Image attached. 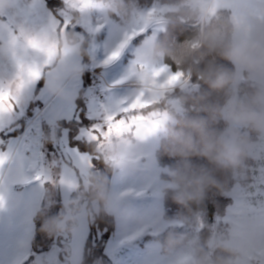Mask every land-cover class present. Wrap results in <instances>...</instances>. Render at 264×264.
I'll use <instances>...</instances> for the list:
<instances>
[{
    "label": "clouds",
    "instance_id": "9594fccd",
    "mask_svg": "<svg viewBox=\"0 0 264 264\" xmlns=\"http://www.w3.org/2000/svg\"><path fill=\"white\" fill-rule=\"evenodd\" d=\"M232 2L219 0L215 15L210 12L213 0H174L157 6L164 9L162 31L190 24L191 34L179 43L161 41L152 35L135 50L137 65L153 68L171 61L185 74L190 73L191 78L202 81L210 91L222 93L223 102L206 103V95L196 96L195 87L178 85V95L160 96L155 105L167 114L154 134L146 137L131 132L112 136L102 142V147L96 142L90 144L92 155L98 156L106 169L125 176L139 174L155 186L161 198L171 193L174 202L184 208L202 203L212 188L224 196H232L233 188H229L227 177L247 180L251 171L249 161L258 165V179L264 180V168H261L264 166V21L254 22L250 30H242L230 17L220 14ZM7 6L8 0H0V7ZM63 11L72 23L82 25L89 36L50 27V42L58 51L43 78L50 94L70 102L73 96L65 90V81L81 76L86 70L80 58L88 56L95 62L89 50L91 38L97 33L90 24L91 14L99 13L103 23L113 15L119 16L131 26L139 12L135 0H92L91 6L84 10L69 2L64 4ZM29 35L27 30L18 34L17 51L26 48ZM13 51L5 30L4 38L0 39V60H13ZM218 59L231 67L217 63ZM125 77L135 86V92L149 87L138 67H131ZM17 96L19 103L25 102V90ZM192 112H203L206 116H192ZM221 121L222 130L212 127ZM177 125L181 126L180 131H176ZM150 139L154 141L151 147ZM44 142L53 143L54 138L49 135ZM159 149L179 157V162L174 167H161ZM192 157L205 159L211 167L193 165ZM217 172L225 173L226 178L218 179ZM4 179L6 183H21L23 174L18 163L6 165ZM251 185L244 184L243 188L247 190ZM73 191L75 195L64 200L61 211L43 221L42 232L52 237L75 236L83 230L85 220L92 221L101 213L113 216L125 229L134 223L135 234L139 235L151 229L155 236L166 228L188 223L183 214L168 219L160 210H154L151 218L138 212L122 195L112 192L107 177L94 168L85 171L79 187ZM10 199L7 195L6 204ZM196 220L199 221L198 216ZM210 231L211 235L203 242L188 233L169 232L164 242L157 241L153 246L152 254L159 264H250L248 257L255 254L264 259V227L256 220L235 218L226 231L215 228ZM22 246L27 247V242ZM70 251L78 257L77 250Z\"/></svg>",
    "mask_w": 264,
    "mask_h": 264
},
{
    "label": "snow or ice",
    "instance_id": "6c2138e0",
    "mask_svg": "<svg viewBox=\"0 0 264 264\" xmlns=\"http://www.w3.org/2000/svg\"><path fill=\"white\" fill-rule=\"evenodd\" d=\"M69 2L80 10H84L91 6L92 0H63L64 4ZM40 3L41 0H31V3L25 8L20 6V0H8L7 8L0 7V17L7 15L6 9H15L9 22L0 20V39L4 38V31L6 30L14 48L13 61L17 69L11 79L4 80L0 78V132H3L6 127H10L13 124L20 106L17 94L39 81L44 75L45 69L50 68L53 58L57 54L56 45L50 42L49 28L60 27L61 31H66L74 26L66 13L61 11L62 24L50 16L48 27L42 29L39 33H34L27 29L25 24ZM218 9L219 0H213L210 9L211 14L215 15ZM223 9L229 10V17L233 23L245 31L250 30L254 22L264 21V0H233L231 5ZM163 11V8L153 7L147 12H140L129 29L124 31L123 38L111 50L103 63L109 64L117 60L129 43L138 36L143 35L149 28L153 29V36L155 31L162 30L160 25ZM16 17L21 19L20 23H16ZM102 27L103 24H98L93 30L99 32ZM25 30L30 32L31 35L26 40V48L17 51V36ZM29 50L34 51L43 59H29ZM132 67H138L144 73L145 79L149 84L148 89L135 92L132 96L116 101L111 105H100V111L94 115L98 122L90 127L80 128L75 139L83 140L87 144L96 142L98 146L102 147L103 141L108 140L112 136H123L125 133L136 132L142 133L146 137L151 136L159 128L161 118L167 114L166 111L155 108V105L159 103V97L173 92L178 85L189 86L191 82L190 73L185 74L178 67L173 69L169 64L146 68L144 65H137L133 61ZM123 80H126V77ZM123 80L117 81V83H122ZM19 114H23L22 109ZM64 115H70V108L68 112L54 108L44 115V119L51 127ZM90 118L92 117L90 116ZM42 135L43 131L38 118L30 124L28 130L18 141L5 146V142L0 139V256L11 250L10 233L12 224L11 221L5 224L2 216L6 207V196L9 195L14 185L5 182L4 172L6 165L19 164L23 174L22 184L37 181L41 188L45 184H59L70 192L79 187V179L83 177L87 169L94 167L93 161L99 159L98 156H93L90 152H81L79 148H69L65 130L61 137H57L55 142L61 145L63 156L59 161L61 171L58 177L54 178L51 168L56 166L57 162L53 161L52 164L45 165V156L41 151L43 145ZM261 168H264V166H261ZM28 171L34 172V175H26ZM254 171L258 173V175L253 177V183L250 187L254 191L245 190L239 184L233 187L232 197L235 203L228 209V215L223 218L224 222L230 223L235 218L248 217L256 220L261 227H264V180L258 179V168ZM130 191L121 195L126 196ZM139 194L137 193V195ZM254 198H256L255 204L252 202ZM39 200L40 196H36L31 198L26 204L27 216L24 226L27 234H30L32 229L31 209ZM200 226L203 227V224ZM138 235L134 234L129 239H133ZM27 257L28 253L25 252L18 259L22 264ZM248 259L250 264H264V259H262L260 254L251 255ZM40 262L41 258L38 257L37 264H40ZM0 264H4L2 259H0ZM150 264H159V260L155 257Z\"/></svg>",
    "mask_w": 264,
    "mask_h": 264
},
{
    "label": "trees",
    "instance_id": "16d2710c",
    "mask_svg": "<svg viewBox=\"0 0 264 264\" xmlns=\"http://www.w3.org/2000/svg\"><path fill=\"white\" fill-rule=\"evenodd\" d=\"M48 8L51 12L60 20V23H63V17L60 15V12L64 9L63 0H45ZM136 9H145L151 7L154 3H160L162 5L172 3L174 0H135ZM220 14L224 17L230 16V11L226 9H221ZM117 18V16L113 15ZM74 26L70 27L69 30H73L79 34L88 36V34L82 29L81 25H77L73 23ZM192 26L190 24L178 25L176 27H169L166 30L162 31L158 35V39L161 41H175L177 43L182 42L188 35L191 34ZM140 38H144L142 35ZM211 59V58H209ZM83 64L87 67L91 64L88 56L82 57ZM217 63L225 64L227 67H231L230 64L222 60H217ZM166 64L172 66L173 69L176 66L171 62L167 61ZM86 67V68H87ZM84 87L81 91V94L77 100V115L74 119L70 121H61L58 124V129L60 132L62 130L68 131L69 136V145L73 148H79L81 152H90L91 147L90 144H87L83 140H77L75 137L78 135V131L80 128L90 127L92 124L97 123L98 120L92 119L89 117L88 109H87V100L85 97V93L87 88L93 85L91 77L84 73ZM195 85V95H206V103H222L223 102V94L219 92H212L208 89L207 85H205L202 81H198L195 77L191 78V82L189 87H193ZM180 90L177 88L170 95H178ZM192 101H189V105ZM192 116H206V113H190ZM19 126L12 134H20L25 126L26 120L23 118L17 122ZM212 127L217 130H222L224 128L223 122H219L217 124L212 125ZM181 126H176V131H180ZM186 131V130H185ZM0 135H4V133L0 132ZM10 135V134H9ZM159 165L161 167L164 166H172L174 167L180 160L179 157H173L168 155L163 149H159L158 152ZM191 163L196 166H207L208 162L200 157H192ZM94 169L104 174L108 181L109 187L111 188V181L114 172L109 171L105 168L104 164L98 159L94 160ZM253 162L249 161V165H252ZM217 178L224 180L226 178V174L222 172L216 173ZM166 178V177H162ZM228 178V186L229 188H233L236 183V179H232L230 176ZM81 178L79 183H81ZM56 190L53 195L54 203L52 205H48V199L43 202L40 209L38 210L35 216V232L32 239V255L26 260L23 264H37L35 263V256L49 251L53 248L54 244L57 243L62 248V253L69 255L70 253V242L71 236H63V237H52L42 232L41 225L45 219L48 217L54 216L59 213L62 209L63 200L60 196L59 185L55 184ZM52 190V189H51ZM75 195V192L72 193L71 196ZM231 196H224L216 189H209L206 193L205 199L200 204H192L190 208H184L178 205L172 199V194L169 193L166 197L163 198V207L164 212L163 215L165 218L171 219L175 218L178 214H183L188 219V223L180 224L173 226L171 228H167L165 231L161 232L155 237V240L159 242H164L169 232H174L175 234L180 233H188L192 236H197L203 242L205 239L211 235V229L215 228L216 231H226V226L222 224L220 219L226 216L228 208L232 204ZM199 217V221L197 222L196 217ZM219 218V219H218ZM203 224V227L200 225ZM116 222L115 218L110 215H105L101 213L94 220L90 221V235L87 239V242L84 247V255L81 264H98L100 260L107 261L108 257L106 254V247L108 242L111 240L115 233Z\"/></svg>",
    "mask_w": 264,
    "mask_h": 264
},
{
    "label": "crops",
    "instance_id": "0c3cea01",
    "mask_svg": "<svg viewBox=\"0 0 264 264\" xmlns=\"http://www.w3.org/2000/svg\"><path fill=\"white\" fill-rule=\"evenodd\" d=\"M30 3H31V0H20L21 7L27 8ZM14 12H15L14 8L6 9L7 15L0 17V20H3L4 22H9V19L13 16ZM50 16L60 21L48 8L46 1L41 0V3L37 5V8L32 13V15L29 17L28 22L25 24V27L33 31L34 33H39L42 29H46L48 27ZM20 22H21V19L19 17H16V23H20ZM28 58L29 59L34 58L37 60L41 59V57H39L38 54L32 50H29ZM80 62L83 63L82 58H80ZM99 66L103 67V65L101 63H97L95 59V62L94 63L91 62V64L86 69L96 67L95 69L97 70ZM16 71L17 69L15 66V62L13 60L11 59L0 60V78L4 80L11 79L15 75ZM85 71L84 73H87ZM84 73L81 76L74 78V79H69L65 81L64 83L65 90L71 93L73 96L70 102L61 97H57V96L50 94L46 90L45 80L42 76V78L39 81H37L35 84L25 89L26 100L25 102L20 103L17 115L14 118L12 126L6 127L5 130L1 132V133H4V135H0V139L1 138L5 139L4 140L5 146H7L8 144L14 143L18 141L24 135V133L28 130L30 124L39 118L41 128L43 131V135H42L43 145H42L41 151L44 153V156H45V165L47 166L49 164H52L53 161L57 162L56 166L51 168V173L54 178L58 177L59 175V172H60L59 161L61 160V153H60L61 145L55 142L57 140V137H61L63 131L66 130L65 129V130H62V132H60L58 129V124L61 121H70L74 119L75 116L77 115V108H78L77 100L84 87V77H83ZM87 74L91 77V80L93 83L92 75H90L89 73ZM108 84L110 85V86L108 85V87L112 89H116L119 87H121L122 89L123 87H128V86H132L134 88V85L130 81L124 84V83H117L116 80L111 79ZM108 91L107 89L105 90L104 88L102 93L101 92L99 93L97 91H94L93 86L87 88L85 97L87 100V109H88L89 117L91 116L92 119H95L94 113L100 111V105H106V103H110L111 100L113 101V103L121 100V99H118L119 97L115 93L112 94V96L110 93L108 94L109 96L107 97L106 93H108ZM100 99L101 100L104 99V101L102 102L100 101ZM54 108L63 109L65 112H68L70 108V115L61 116V118H59L57 122L53 126L50 127L46 119H44V115L50 112ZM21 109L23 111L22 115L19 114ZM22 118L26 120V126L24 130L20 134H17V133L12 134L16 130V128L19 127L17 125V122ZM66 132H67V146L69 148H73L69 145V136H68L69 134L67 130ZM49 135H51L54 138L53 143L44 142L45 138ZM114 174H113V177H114ZM26 175L32 176L34 175V172L28 171L26 172ZM113 177L111 181V188H110L111 191L113 190ZM54 185L55 184H45L44 187L41 188L39 185V182L31 181L28 184L18 183L12 186L11 191L9 193V196L11 197V199L6 204L4 212L2 213L5 224H7L9 221H11V224H12V229L10 233L11 250L9 252H6L3 256H0V259L4 261V264H21L18 257L22 256L25 252L29 254L31 246H32V239H33L34 232H35V216L44 201L48 199V205H52L54 203L53 195H56L55 194L56 187H53ZM60 186L61 185H59V191H60ZM73 192L74 191L68 192L66 197L70 198ZM36 196H40V200L38 203L34 204L31 209L32 229H31L30 234H27L25 232V226H24L25 219L27 216L26 204L31 198L36 197ZM60 196L62 197L61 192H60ZM24 242H27V247L22 246ZM24 262H22V264Z\"/></svg>",
    "mask_w": 264,
    "mask_h": 264
},
{
    "label": "rangeland",
    "instance_id": "374dc122",
    "mask_svg": "<svg viewBox=\"0 0 264 264\" xmlns=\"http://www.w3.org/2000/svg\"><path fill=\"white\" fill-rule=\"evenodd\" d=\"M162 6L160 3H154L151 7L145 9H137L140 12H147L153 7ZM90 24L92 27H95L98 24H103V27L99 32L95 34L94 37L91 38L90 52L92 56L96 59L97 63H101L103 67L99 66L96 71L102 74L100 79L96 78L95 81L99 83L101 81L105 90L107 89L108 94H117L118 99H125L132 96L135 93V86L121 87L112 89L108 87V83L111 79L116 81H122L123 78L127 75L128 71L131 69L133 65V61H135V50L136 48L145 40L147 37L153 35V29L149 28L144 34V38H140L138 36L136 39L131 41L127 48L122 52L121 56L109 63L104 64V60L107 58V55L113 50L123 38V33L125 30L129 29V25L121 20L119 16L110 17L107 23L102 22V18L99 13L93 12L90 16ZM82 29L88 34L87 30L81 25ZM162 30L155 31V36L158 37L159 33ZM96 68V67H95ZM102 71H100V70ZM104 81V82H103ZM128 80H123L122 83H127ZM93 89L96 91L93 82ZM110 86V85H109ZM107 87V88H106ZM103 88V89H104ZM102 93V92H101ZM109 101V100H108ZM106 103V102H105ZM113 104L111 100L110 103ZM2 139V138H1ZM67 139V136H66ZM3 141L5 139H2ZM149 146L151 147L154 144V141L150 139L148 141ZM61 158L63 156V149L61 147ZM50 165V164H49ZM251 171L249 173V178L247 180H236L235 185L239 184L243 187L244 184H252L253 177L258 175L254 170L258 168V165L253 162L250 165ZM61 171V167H60ZM60 173V172H59ZM82 179V178H81ZM147 183V184H146ZM19 189V188H17ZM126 196L122 195L125 202L130 204L133 208H135L140 213H147L149 217H152L154 210H160L164 212L163 207V198H161L155 191V186L151 185L149 181L144 179L139 174L132 175H121L118 172H115L113 177V190L112 192L121 195L122 193L129 192ZM249 191H254V189L249 188ZM60 192L63 200L67 199V194L69 191L60 186ZM137 193H140L137 195ZM232 197V196H231ZM232 207L235 203L232 197ZM253 204L256 203V198L253 199ZM229 207V208H230ZM228 208V209H229ZM228 213V210H227ZM224 218V217H223ZM220 219L223 225L226 226V229L229 223L224 222V220ZM116 229L113 237L108 242L106 247L107 261L100 260L98 264H150L152 260L155 259V256L152 254V248L157 243L155 237L157 235L151 234V229L147 233L140 234L135 236L133 239H128L126 237H132L137 232V226L134 223H130L127 228H122L119 222L115 219ZM167 229V228H166ZM164 229L163 231H165ZM162 231V232H163ZM161 233V232H160ZM159 233V234H160ZM90 235V221L85 220L83 222V230L75 236H71L70 242V250H77L78 257L73 256L71 251L69 255L62 253V248L59 244L55 243L53 248L49 251L40 253L35 256V263H37V258H41L40 264H76L77 260L80 261V264L83 260L84 255V247L87 242V239ZM123 241V243H121ZM32 255V246L30 252L28 254L26 261Z\"/></svg>",
    "mask_w": 264,
    "mask_h": 264
},
{
    "label": "built area",
    "instance_id": "2783aa9c",
    "mask_svg": "<svg viewBox=\"0 0 264 264\" xmlns=\"http://www.w3.org/2000/svg\"><path fill=\"white\" fill-rule=\"evenodd\" d=\"M85 72H87V73H89L90 75H92V77H93V82H94V87H95V89H96V91L97 92H102L103 91V85H102V83H101V81L99 82V83H97L96 81H95V79L96 78H98V79H100L101 77H102V74L100 73V72H98V71H96V69L95 68H89V69H86V71ZM104 82V81H103ZM100 101H104V99H100Z\"/></svg>",
    "mask_w": 264,
    "mask_h": 264
}]
</instances>
